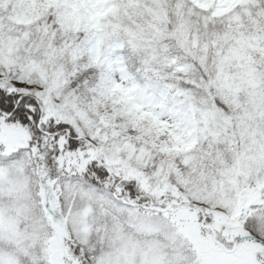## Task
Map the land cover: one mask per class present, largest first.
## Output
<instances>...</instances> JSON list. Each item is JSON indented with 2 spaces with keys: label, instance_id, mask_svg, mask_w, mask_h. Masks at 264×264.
Returning a JSON list of instances; mask_svg holds the SVG:
<instances>
[{
  "label": "snow or ice",
  "instance_id": "1",
  "mask_svg": "<svg viewBox=\"0 0 264 264\" xmlns=\"http://www.w3.org/2000/svg\"><path fill=\"white\" fill-rule=\"evenodd\" d=\"M0 264H264V0H0Z\"/></svg>",
  "mask_w": 264,
  "mask_h": 264
}]
</instances>
